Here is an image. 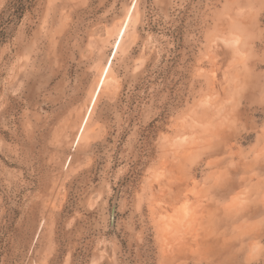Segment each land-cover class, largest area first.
<instances>
[{
    "label": "rangeland",
    "instance_id": "rangeland-1",
    "mask_svg": "<svg viewBox=\"0 0 264 264\" xmlns=\"http://www.w3.org/2000/svg\"><path fill=\"white\" fill-rule=\"evenodd\" d=\"M128 259L264 264V0H34L0 45V264Z\"/></svg>",
    "mask_w": 264,
    "mask_h": 264
},
{
    "label": "trees",
    "instance_id": "trees-1",
    "mask_svg": "<svg viewBox=\"0 0 264 264\" xmlns=\"http://www.w3.org/2000/svg\"><path fill=\"white\" fill-rule=\"evenodd\" d=\"M34 0H9L0 13V45L5 43L15 27L20 23L27 10L31 9ZM127 264H133L129 259Z\"/></svg>",
    "mask_w": 264,
    "mask_h": 264
},
{
    "label": "bare ground",
    "instance_id": "bare-ground-1",
    "mask_svg": "<svg viewBox=\"0 0 264 264\" xmlns=\"http://www.w3.org/2000/svg\"><path fill=\"white\" fill-rule=\"evenodd\" d=\"M120 32H121V36H120V40H119L118 44L116 45V48H118V45H119V43L121 41V38H122L123 33H124V29H122V28L119 29L118 36H119ZM110 65H111V61L108 64H105L103 66L102 70H101L100 77H99V80L97 82V85H99V89L107 81V77H108L107 75H108L109 70H110ZM99 89H98V91H99ZM96 96H97V94H95V95L92 96V101H93L92 102V105H93V103H94V101L96 99ZM87 119H88V115H87L86 118L84 117V119H83V121H84L83 128H84V126H85V124L87 122Z\"/></svg>",
    "mask_w": 264,
    "mask_h": 264
},
{
    "label": "water",
    "instance_id": "water-1",
    "mask_svg": "<svg viewBox=\"0 0 264 264\" xmlns=\"http://www.w3.org/2000/svg\"><path fill=\"white\" fill-rule=\"evenodd\" d=\"M115 199L116 195L114 196L113 202L111 204V209H110V228H113V223H114V217H115Z\"/></svg>",
    "mask_w": 264,
    "mask_h": 264
}]
</instances>
